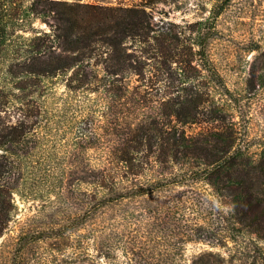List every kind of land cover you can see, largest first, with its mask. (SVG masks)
<instances>
[{
	"label": "trees",
	"instance_id": "1",
	"mask_svg": "<svg viewBox=\"0 0 264 264\" xmlns=\"http://www.w3.org/2000/svg\"><path fill=\"white\" fill-rule=\"evenodd\" d=\"M77 1L55 0L53 7L40 12L34 11L31 3L23 7V16L33 14L51 28L41 37L27 40L30 50L23 56V77L44 81L65 77L71 71L66 80L69 91H103L101 133L94 134L93 129L88 132L79 127L80 122L70 127L73 117L65 118L70 109L62 111L59 119L70 121L68 131L75 145L65 154L72 156L75 164L58 171L44 163L46 157L49 162L53 160L55 149L47 152L42 148L47 142L43 136L52 137L51 131L59 132L61 128L45 127L39 135L35 126H40V119L12 127L0 121V236L2 197L10 202L7 212L13 208L14 193L21 200L23 196L37 201L40 197L26 191L33 193L41 179L56 188L50 193L55 192L59 199L66 179V185L75 188V196L84 197V204L72 202L74 208L78 207L75 217L59 219V223L50 219L44 229L25 228L23 222V230L20 228L13 237L15 248L10 264H31L32 251L43 247L48 249V255L40 264H51L63 253L71 235L75 238V264L109 262L116 245L108 242L110 234L106 230L128 210H135L138 203L153 219L164 215L175 220L180 213L186 222L184 243L201 242L203 232L211 238L213 235L207 234L210 228L203 226L205 218L203 225L192 219L202 200H197L193 191L183 198V187L191 189L198 184L211 187L229 208L227 240L236 244L239 237L245 239L252 246L250 264H264V159L248 156L236 143V133L219 124L221 112L217 104L209 100L207 92L195 87V72L199 75V71L189 67L196 58L205 72L203 76L224 87L207 53L215 21L224 7L194 23L184 38V32L175 33L164 25L155 28L152 23L151 8L167 0H141L96 16L89 14L95 8ZM223 2L227 5L230 0ZM9 5V0H0V48L8 36L6 28L10 25L4 20L10 14H3V9ZM47 42L56 44L49 54L46 48L52 47ZM30 110L29 115L25 111L24 118L34 115V109ZM197 122L210 127L188 136L184 126ZM96 144L101 146L100 151L92 149ZM82 185L89 187L88 192L79 191ZM167 195L170 198H165ZM40 213L37 210L36 214ZM82 229L84 233H79ZM116 235L113 233L112 242ZM8 247L5 243L0 247L2 257ZM5 263L3 259L0 264ZM189 264L234 263L230 256L203 251Z\"/></svg>",
	"mask_w": 264,
	"mask_h": 264
},
{
	"label": "rangeland",
	"instance_id": "2",
	"mask_svg": "<svg viewBox=\"0 0 264 264\" xmlns=\"http://www.w3.org/2000/svg\"><path fill=\"white\" fill-rule=\"evenodd\" d=\"M9 1V8L3 9V14H10V17H5L4 20L10 26L6 28L8 36L5 45L0 48V121L12 127L23 126V121L29 125L35 119H40V126H35V133L39 135L45 127L61 128L59 132L52 130V137L43 136L47 139L43 145V151L49 152L55 149L53 160L49 162L46 157L44 163L58 171L68 169L75 164L72 161L73 157L65 154L75 147L74 136L68 131L70 121L60 120L59 116L64 114L62 111L70 109L65 117H73L70 127L80 122L79 127L86 128L88 132L95 130L94 134L99 135L102 126V119L99 116L102 115L101 111L105 110L104 93L100 90L98 92L86 91L85 88L75 92L69 91L66 87V80L71 71L65 77L60 76L44 81L36 77H23V56L27 55V50H30L26 47L27 40L37 36L41 37L44 33L51 31L49 25L40 17L33 14L23 16V7L31 3L34 11L40 12L44 8L53 7L52 1L55 0ZM61 1L72 2L73 0ZM140 1L78 0L77 2L95 8L89 14L96 16L98 12L108 13ZM223 1L167 0L165 3L160 2L151 8L152 23L155 28L164 25L171 27V31L175 33L184 32L185 38L194 23L213 16L221 6L224 7L215 21V32L210 37L207 47L210 63L220 73L224 87L214 85L207 76H203L205 72L201 71L196 58L190 62L189 67L199 71V75L195 72V87L202 92H207L209 100L217 104L221 112L219 124L224 127V130L231 128L236 133V143L248 156L254 160L264 159V0H230L227 5L223 4ZM39 42L41 40L37 43ZM52 45L56 44L47 42V46L52 48H46V54H49V50H53ZM55 51L58 52V49L56 48ZM189 67L185 68L193 71ZM30 109H34L32 114L37 113V116L34 117L31 114V118L28 116L24 118L25 111L29 115L32 111ZM95 127L99 129L96 130ZM208 127L210 125L197 122L184 126V130L190 136L204 132ZM100 148L101 146L96 144L92 149L100 151ZM43 151L41 150V153L44 157L45 152ZM42 156L38 154L39 159ZM39 181L40 185L33 193L26 191L28 194L40 197L37 201H32L31 198L23 199V196L21 200L14 193L11 201L14 209L7 212L11 209L10 202L6 197H2L3 235L0 236V245L5 243L9 247L3 257L0 255V263L3 259L6 260L5 264L11 263L10 259L13 257L15 248L13 237L17 235L20 228L23 230V222L25 228L44 229L46 222L50 219L59 223V219L65 220L66 218L67 220V218L75 217L78 214V207L76 205L77 208H74L75 205L72 202L78 201L81 206L84 204V197L75 196V188L66 185L68 183L66 179L63 180L65 186L60 199L54 194L56 188L52 184L42 179ZM21 183H23V175ZM80 190L88 192L89 187L82 185ZM50 191L55 192L50 193ZM182 191H186L184 199L193 191L195 198L202 200L203 204L201 202L198 205L199 210L193 213L192 219L203 225L204 217L206 224L203 226L210 228L207 234H212L211 238L205 236L206 233L203 232L204 238L201 242L184 243L183 232L186 229V222L180 213L176 215L175 220L170 216L164 217V215L153 219L144 211L145 209H142L140 203H136L135 210H128L121 219L115 222L114 226L106 230L110 234L108 242L115 244L116 248L109 262L103 260L100 263L189 264L191 258L198 253L212 251L232 257L234 264H250L253 260L251 244L240 237L236 244L227 240L229 208L224 205L223 197L214 193L212 188L205 184L194 185L191 189L183 187ZM28 194L25 197L29 198ZM165 198H170V196L167 195ZM206 200L208 204L205 203ZM37 210L41 211L40 215L36 214ZM34 215L37 216L33 217ZM79 233H84V230H79ZM113 233H117L114 242L111 241ZM74 240L75 238L71 235L63 253L58 256L57 261L51 264H75L72 255ZM47 255L46 247L37 248L32 251L29 261L31 264H40Z\"/></svg>",
	"mask_w": 264,
	"mask_h": 264
}]
</instances>
